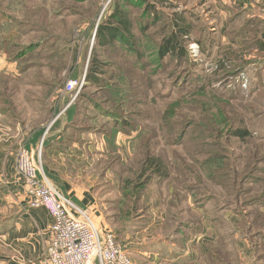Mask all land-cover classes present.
<instances>
[{
    "label": "rangeland",
    "instance_id": "1",
    "mask_svg": "<svg viewBox=\"0 0 264 264\" xmlns=\"http://www.w3.org/2000/svg\"><path fill=\"white\" fill-rule=\"evenodd\" d=\"M144 1L148 4L147 12L139 4L123 5L122 0H88L79 6L72 0H0L1 44L10 32L18 36L21 44H41L16 61H9L5 45H0V93H5L4 98H11L13 102L12 105L5 104L6 108L9 112L15 110L20 120L29 123L30 127L43 122L47 129L56 119L51 117L50 107L60 108L64 100L51 106L50 94H62L67 100L61 110L71 106V110L79 112L78 130L71 128L72 141L82 144L83 138L75 133L102 136L95 143L99 154H89L86 167L95 169L97 199L104 223L110 230L111 222H107L105 217L111 216L119 197L118 177L132 179L137 173L144 157L143 139L148 137V152L163 158L169 178L153 181L147 186L144 195L151 187L156 189L148 196L154 195L152 202L155 203L152 207L148 205L151 199L148 197L146 202L139 203L141 218L149 222L148 209L156 208L159 223L160 213L167 212L166 219L161 221L170 223L163 231L170 236V243L165 244L172 247L177 244L178 247L181 243L176 242L174 231L180 223H194L193 220L207 222L200 214L198 218L196 213L195 217H190L187 211H182L185 200L188 201L192 194L200 201L210 196L214 199V207L221 206L239 219L235 222L240 226L238 240L247 241L251 252L248 264H256L258 253L264 249V243H260L264 226L256 229L248 208L244 207L246 212L239 209L233 197L227 196L221 187L209 180L212 169L218 170L224 164L218 161L209 165L203 163L208 153L220 154L230 160V167L240 178L244 176L245 182L239 185V189L247 191L246 198L264 189V48L258 50L260 45H264V20L257 15L263 13L264 3L253 0L254 6L246 10L237 9L227 19H222L209 0ZM111 2L127 11L133 21L131 42L141 55L139 65L135 64V56L125 53L130 47L126 49L117 44L104 50L96 49L97 59L103 63V75L97 84L89 85L85 74L95 47L96 26L108 13ZM62 4L68 9L69 6L75 7L77 12L73 15V11L63 9ZM40 7L46 8L50 14L62 10L57 18L49 16L51 25L44 33L32 32L21 37L15 22L30 17V14L31 21L40 20L37 12ZM150 10L153 11L151 15ZM174 13L184 14V21L191 25L190 40L184 46L187 56L183 60L174 57L160 60L156 52L160 35L156 33L158 27L173 21ZM148 26L147 34L141 37L142 29ZM169 32L168 29L162 36H169ZM49 36L52 37L50 42L42 45L44 41L41 43V40L46 41ZM139 67L145 72L142 73ZM82 79L80 91L71 102L70 95L63 93L64 86L70 80ZM122 90L128 100L122 108L102 103V99L110 98L112 93L115 97L122 95ZM174 102L182 103L181 110L177 111L182 118H174L176 130L168 132L162 121V112ZM3 105L0 100V106ZM104 109H117V114L112 115ZM122 116L124 122L121 121ZM213 119L218 131L209 138L205 133L204 138L209 144L215 143V147L204 154V148L198 150L189 140L195 141L203 121L212 122ZM244 127L248 129L249 139L241 141L232 135V130ZM115 139L118 140L116 144ZM164 187H170V192ZM175 199H182L183 203L175 206ZM193 209L196 210V205ZM237 226H227L225 231L231 233ZM159 233L162 230L155 231V234ZM225 237L226 240L229 238ZM161 245L166 247L161 242L153 245L147 242L140 250L147 252L153 249L159 254ZM223 247L227 248L225 243ZM240 250L232 242L229 244V254L234 261ZM235 264H239L238 260Z\"/></svg>",
    "mask_w": 264,
    "mask_h": 264
},
{
    "label": "crops",
    "instance_id": "2",
    "mask_svg": "<svg viewBox=\"0 0 264 264\" xmlns=\"http://www.w3.org/2000/svg\"><path fill=\"white\" fill-rule=\"evenodd\" d=\"M209 2L214 5L222 19H227L237 9L246 10L255 3L253 0H209ZM262 12L257 15L264 20V9ZM4 94L0 93V100L4 102V105L0 106V264H45L52 219L45 209H29L25 205L24 189L16 181V153L20 147L33 153L41 142L40 163L47 180L73 205L88 211L99 232H110L107 224L104 223L95 191V169L88 170L86 167L90 160L88 155L99 154L95 143L97 138L99 140L102 136L79 133L80 138H83L80 145L77 141L69 143L63 140L69 130L67 123L70 122L73 113L71 106L61 110L67 100L65 95L54 96V92L50 94L51 106L54 103L58 105L63 98L64 100L60 105L62 107L57 109L50 107L51 117L56 119L44 135L46 126L43 122L30 127L29 123L20 120L15 110L8 111L5 104L12 105L13 102L11 98L5 99ZM115 140L114 144L118 142L117 139ZM165 189L170 192V187H164ZM155 190L151 187L149 193L143 195L141 202H146L149 194L154 193ZM153 196L148 197L151 199L147 202L151 207L155 203L152 202ZM199 201L200 199L192 194L190 199L186 200L185 209L182 211H187L190 217H195L194 213L197 214V218L202 215V220L206 219L207 222L193 220L194 223H180L174 231L176 242L181 243L178 246L180 249L176 246V242L174 247L165 244L170 243V236L163 231L170 223H161V221L164 222L167 212L160 213L161 220L157 223L158 211L156 208L148 209L149 222L124 245L131 264H235L236 260L239 264H248L247 259L251 252L246 240H238L240 226L235 222L239 219L221 206L214 207V199L210 196L204 201ZM261 203L257 209L264 217V201ZM193 205H196V210L193 209ZM227 226L231 228L237 226V228L230 233L225 231ZM263 226L264 218L261 223L254 225L256 229ZM158 229L162 230V233L155 234ZM225 236L229 238L226 240ZM263 240L264 234L261 244L264 243ZM147 242L149 245L161 242L166 247L161 245L159 254L153 249L147 252L140 250ZM231 242L241 249L240 252L237 251L235 261L229 254ZM224 243L228 249L223 247ZM219 246L221 248H218ZM137 249L138 251H134ZM254 263L264 264V249L262 253H258Z\"/></svg>",
    "mask_w": 264,
    "mask_h": 264
},
{
    "label": "trees",
    "instance_id": "3",
    "mask_svg": "<svg viewBox=\"0 0 264 264\" xmlns=\"http://www.w3.org/2000/svg\"><path fill=\"white\" fill-rule=\"evenodd\" d=\"M73 3L77 6L80 5L82 2H86L88 0H72ZM123 5H135L139 4L140 6H143L145 8V11L147 12L148 4L144 0H122L121 2ZM63 9L70 12L69 9L74 12H77V9L73 6H69V9L62 4ZM41 9H38L37 12L40 13V20L31 21L32 14H30V17H26L23 20H18L15 22L16 28H18L20 36H28L32 32L34 33H41L45 32L46 29L51 25L50 24V18L49 16H53V18H57L61 14V10L55 11L53 14H50V12L44 8L40 7ZM57 10V8H56ZM153 13L152 10L149 11V14L151 15ZM183 14V13H182ZM190 23H186L184 21V14L181 15L179 13H174V19L170 22V24H164L160 27H158V31L156 34L160 35V42L156 48V52L158 55V58L160 60L168 58H178L183 60L187 54L185 52L184 46L189 43V37L191 35L190 31ZM133 21L129 17V13L125 10H122L119 5L116 2H111L108 13L105 16H102L99 23L96 26L95 34H94V48L92 49V56L89 59L86 74H85V81L89 85L97 84V80L100 76L103 75L102 73V65L101 61H98L97 59V50L96 49H105L108 47H112L114 45L125 47L127 49L125 53L132 54L134 57V60L136 61L135 64L139 65L138 62L140 60L141 55L138 51H136L133 46L131 40L132 38V32H133ZM170 30L169 36H162L167 30ZM149 30V26L146 29H142L140 36H145L147 34V31ZM135 31V30H134ZM18 36L14 32L8 33L4 41L0 45H5V51L8 52V55L10 57L9 61H16L27 51L33 50L34 48L41 46L40 43L33 44H21L20 41H18ZM51 36H49L46 41L45 39L41 40L42 45L47 44L51 40ZM193 40V39H192ZM24 45V46H22ZM264 45H260L258 50H263ZM103 49V50H104ZM96 52V54H95ZM166 58V59H167ZM139 70L144 73L145 69L142 67H139ZM122 95H119L117 97L114 96V94H110L109 97H104L102 99V103L106 104H112L115 106V108H122L123 105H125L128 100L126 99V92L122 90ZM108 95V92H107ZM123 96V97H122ZM194 98V97H192ZM195 99V98H194ZM126 100V101H125ZM182 102H186L182 100ZM168 109L164 112H162V121L164 125L167 128L168 132H175L176 130V123L173 121L174 118L178 119L182 118L181 114H177V111H180L182 108L181 102H174L168 105ZM73 109V108H72ZM75 110V109H74ZM73 111L72 117L69 120L70 122L67 123L69 125L67 128L68 132L64 135L63 140L66 142H73L71 138V132L72 130H78V127L76 126V123H79V115H77L78 111ZM110 111H107L104 109V111H107L108 113L114 115L117 114V109H108ZM209 110V109H207ZM206 110V116L208 118V111ZM111 111H116V113H111ZM115 118L117 116H114ZM119 117V116H118ZM121 118V117H120ZM121 121L124 122V117L122 116ZM214 119L203 121L201 126L198 127L197 135L194 140H189L190 144H194L197 149L204 148V151H202L204 154L208 153L209 148H214L215 143L209 144L206 142V139L204 138V134L206 133V138L210 137L211 135L214 136V134L218 131L214 126ZM72 128V130H71ZM230 128V126H228ZM117 129V128H116ZM120 130V128H118ZM231 129V128H230ZM75 132V131H73ZM79 133H75L77 135ZM217 134H220L218 132ZM232 135L235 137L240 138L241 141H246L249 139L250 134L248 132L247 128H237L232 130ZM70 137V138H69ZM205 141H204V140ZM206 142V143H205ZM148 143L149 138L145 137L143 139V149H144V157L143 160L139 164V168L137 170V173L133 175L132 179H121L118 177L119 185H117V191L119 192L118 200L114 203L113 207V213L111 216H106V221L111 222L109 223L111 230V234L114 237L115 243H117L120 246L126 245L130 239L139 231H141L148 223V221H145L141 218L142 210L139 207V203L142 200V197L144 195V192L147 188V186L153 182V181H160V180H167L169 177V171L168 167L165 165L163 158L161 156L151 155L148 152ZM209 144V145H208ZM200 153V152H199ZM206 159L203 164L209 165L210 163H215L214 161H218L220 163H223L224 165H220L218 170L212 169L211 176L209 180L213 181L215 185L221 187L223 191H225V194L227 196L233 197V202L236 204V206L243 211H245V208H248L247 212L249 213V216L251 218L252 223H261L263 220V215L258 211V207L260 206V203L262 201L263 203V197H264V189H261L259 193L249 196L246 198L247 191L241 192L239 189V185L242 184V182H245L243 180V177L240 178L237 171L230 167L229 164L230 160L227 158L222 157L220 154L214 155L213 154H207L205 155ZM118 157V156H117ZM118 159V158H117ZM211 160V161H210ZM258 160V159H257ZM225 162H228L226 164ZM211 181V182H212ZM96 191V188H95ZM175 206H178L179 202L180 204L183 203V200L178 201L177 199L173 200ZM261 203V204H262ZM186 204V200H185ZM246 212V211H245ZM242 213V212H241ZM248 215V214H247Z\"/></svg>",
    "mask_w": 264,
    "mask_h": 264
},
{
    "label": "built area",
    "instance_id": "4",
    "mask_svg": "<svg viewBox=\"0 0 264 264\" xmlns=\"http://www.w3.org/2000/svg\"><path fill=\"white\" fill-rule=\"evenodd\" d=\"M255 1L264 3V0ZM82 84L83 79L66 82L63 93L70 95L71 102ZM40 151L41 142L33 153L20 147L15 158V174L17 183L24 189L27 208H43L52 219L45 264H131L125 247L115 243L111 232H99L88 211L77 208L51 185L42 172Z\"/></svg>",
    "mask_w": 264,
    "mask_h": 264
}]
</instances>
